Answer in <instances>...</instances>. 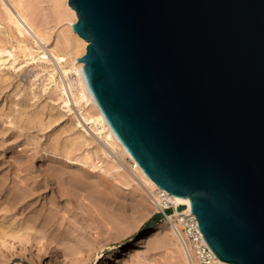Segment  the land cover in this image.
Wrapping results in <instances>:
<instances>
[{
	"label": "water",
	"instance_id": "1",
	"mask_svg": "<svg viewBox=\"0 0 264 264\" xmlns=\"http://www.w3.org/2000/svg\"><path fill=\"white\" fill-rule=\"evenodd\" d=\"M67 6L86 82L146 176L189 199L177 211L220 261L264 264V0Z\"/></svg>",
	"mask_w": 264,
	"mask_h": 264
},
{
	"label": "rangeland",
	"instance_id": "2",
	"mask_svg": "<svg viewBox=\"0 0 264 264\" xmlns=\"http://www.w3.org/2000/svg\"><path fill=\"white\" fill-rule=\"evenodd\" d=\"M11 1L44 34L49 55L69 59L77 21L66 0H0V264H183L158 242L163 220L141 185L111 170L122 161L105 157L100 137L77 128L46 86L52 63L24 57L21 47L37 49L8 24Z\"/></svg>",
	"mask_w": 264,
	"mask_h": 264
},
{
	"label": "bare ground",
	"instance_id": "3",
	"mask_svg": "<svg viewBox=\"0 0 264 264\" xmlns=\"http://www.w3.org/2000/svg\"><path fill=\"white\" fill-rule=\"evenodd\" d=\"M65 3L67 5V2ZM11 6L12 7L9 8L4 5L8 24L13 26L18 35L30 38L37 49V51H33L26 46L21 47L20 49L23 51L24 57L32 61L38 59L46 64L52 63L53 69L47 74L46 86L51 84L54 85V89L58 93L57 98L62 105L61 108L65 109L66 113L73 115L75 126L77 128H84L86 132L91 131L94 136L100 137L103 142L101 145L103 148L102 153L105 157L112 158L110 156L112 151L114 156H116L119 161H122L121 164L119 163L120 165H118L116 161H113L116 162L115 166L117 167L112 166L111 170L122 167V170H125L130 178L135 181L137 180L136 182L144 189V200L148 198L153 204L154 210L151 214H160L167 209L173 210L170 215H165L162 224L157 226L155 232H163V236L160 237L158 242L171 247V250L169 249L171 252H169L172 255H177L178 258L182 260L183 264H187L188 255L174 229V222L181 214L193 215L190 211H183L181 213L177 211L179 206H186L190 204V201L189 199H175L174 196L167 194L156 186L154 182L146 176L139 164L110 127L86 82L83 72L84 64L78 62V59L86 54V47L88 44L73 32V26L77 21L70 27L72 40L75 43L74 49L69 59H65V55L58 52H51L49 55L45 48L46 39L44 34L36 27L33 19L25 13L21 4L11 1ZM68 9L70 14L77 20L75 12L70 8ZM70 42L71 41L65 42L64 47L66 50L72 47ZM38 51L41 52L39 53ZM4 53V50H0V54ZM7 54L12 56L10 52ZM55 75L60 76L59 81H56ZM73 75L76 77V82L72 81ZM88 162H90L89 168L92 170L98 169L101 172V164L99 165L98 162L93 163L90 159H87V163ZM102 171L105 172L104 170ZM102 264H105V262Z\"/></svg>",
	"mask_w": 264,
	"mask_h": 264
},
{
	"label": "built area",
	"instance_id": "4",
	"mask_svg": "<svg viewBox=\"0 0 264 264\" xmlns=\"http://www.w3.org/2000/svg\"><path fill=\"white\" fill-rule=\"evenodd\" d=\"M174 229L188 255L187 264H225L207 245L193 215H179L175 219Z\"/></svg>",
	"mask_w": 264,
	"mask_h": 264
}]
</instances>
